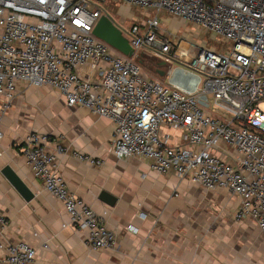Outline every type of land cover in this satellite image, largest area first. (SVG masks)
<instances>
[{
	"label": "built area",
	"instance_id": "obj_1",
	"mask_svg": "<svg viewBox=\"0 0 264 264\" xmlns=\"http://www.w3.org/2000/svg\"><path fill=\"white\" fill-rule=\"evenodd\" d=\"M107 4L194 22L224 37L230 53L177 41L157 16L125 29L124 21L104 8ZM103 17L135 55L154 52L176 64L167 72V84L145 75L135 55L125 56L93 34ZM22 86H48L68 106L110 119L118 159H143L159 174L174 173L210 191L238 196L237 217L254 219L264 232V0H0L1 115ZM50 142L37 132L25 138L23 156L32 173L62 203L69 224L88 232L89 248H114L117 235L70 191ZM7 224L0 212V230ZM0 248L5 251L0 264L35 262L37 251L25 241Z\"/></svg>",
	"mask_w": 264,
	"mask_h": 264
},
{
	"label": "crops",
	"instance_id": "obj_2",
	"mask_svg": "<svg viewBox=\"0 0 264 264\" xmlns=\"http://www.w3.org/2000/svg\"><path fill=\"white\" fill-rule=\"evenodd\" d=\"M0 131V212L8 221L0 244L29 243L37 251L34 264H264V232L254 219L237 217L238 196L174 173L159 174L143 159H118L114 123L88 108L68 106L56 90L22 86L8 112L0 113ZM31 132L50 137L48 149L57 154L59 174L117 235L114 248H89L88 232L69 224L62 203L34 176L23 156ZM6 167L33 193L31 201L5 177Z\"/></svg>",
	"mask_w": 264,
	"mask_h": 264
},
{
	"label": "rangeland",
	"instance_id": "obj_3",
	"mask_svg": "<svg viewBox=\"0 0 264 264\" xmlns=\"http://www.w3.org/2000/svg\"><path fill=\"white\" fill-rule=\"evenodd\" d=\"M104 8L116 20H123L125 29L131 28L132 25L143 26V23L148 17L157 16L159 20L162 19L161 23L163 29L173 33L177 41H191L196 45H202L207 49H216L218 54L230 53V43L226 42L224 37L219 36L211 30H207L194 22L185 21L176 15L171 16L166 12H160L159 14H156L150 9L141 11L135 7H129L128 5L124 4H107ZM131 15H133L132 18L130 17ZM145 28L146 27H141V30H144ZM182 46L184 48L187 46V44L183 43ZM135 59L141 65L145 75H147L149 78L164 82L168 81V77H165L164 79V77L159 75V71L165 72L166 75L168 72L167 67H165V69L161 68L160 63L165 61L162 56L156 55L154 52H140L138 55H135ZM176 67V64L172 65L173 69ZM261 109L264 110V105L261 106Z\"/></svg>",
	"mask_w": 264,
	"mask_h": 264
},
{
	"label": "water",
	"instance_id": "obj_4",
	"mask_svg": "<svg viewBox=\"0 0 264 264\" xmlns=\"http://www.w3.org/2000/svg\"><path fill=\"white\" fill-rule=\"evenodd\" d=\"M93 34L123 55L128 57H133L135 55L128 40L123 37L119 29L107 17L100 19L93 31ZM159 74L164 75L163 72H160ZM3 174L27 202L34 198L33 193L10 167L3 169Z\"/></svg>",
	"mask_w": 264,
	"mask_h": 264
},
{
	"label": "bare ground",
	"instance_id": "obj_5",
	"mask_svg": "<svg viewBox=\"0 0 264 264\" xmlns=\"http://www.w3.org/2000/svg\"><path fill=\"white\" fill-rule=\"evenodd\" d=\"M183 48V47H182Z\"/></svg>",
	"mask_w": 264,
	"mask_h": 264
}]
</instances>
